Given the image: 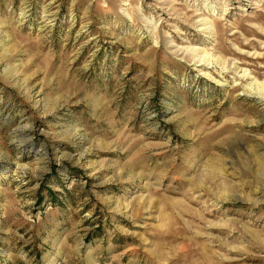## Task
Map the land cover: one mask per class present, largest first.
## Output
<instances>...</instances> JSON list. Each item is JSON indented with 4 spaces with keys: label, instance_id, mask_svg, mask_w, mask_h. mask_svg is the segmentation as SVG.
<instances>
[{
    "label": "rangeland",
    "instance_id": "374dc122",
    "mask_svg": "<svg viewBox=\"0 0 264 264\" xmlns=\"http://www.w3.org/2000/svg\"><path fill=\"white\" fill-rule=\"evenodd\" d=\"M0 264H264V0H0Z\"/></svg>",
    "mask_w": 264,
    "mask_h": 264
}]
</instances>
